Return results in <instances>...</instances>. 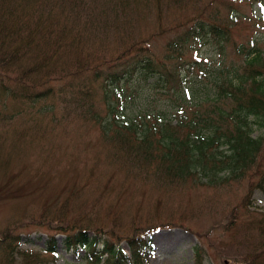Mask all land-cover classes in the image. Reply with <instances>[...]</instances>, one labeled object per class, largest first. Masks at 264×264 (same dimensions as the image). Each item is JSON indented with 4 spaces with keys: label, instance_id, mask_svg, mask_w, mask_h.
Returning <instances> with one entry per match:
<instances>
[{
    "label": "rangeland",
    "instance_id": "obj_1",
    "mask_svg": "<svg viewBox=\"0 0 264 264\" xmlns=\"http://www.w3.org/2000/svg\"><path fill=\"white\" fill-rule=\"evenodd\" d=\"M80 8L98 26L85 32L91 51L112 56L129 42L135 47L128 55L144 47L169 69H179L177 57H166L171 44L196 20L222 25L230 34L229 42L205 39L200 46L185 47L182 59L191 73L180 72L177 90H163L156 75L148 80L134 77L121 89L110 86L106 97L97 84L90 92L102 120L144 118L156 124L171 120L172 125L188 120L195 104L203 99L207 103L216 94V82L240 72L243 60L236 47L255 42L264 51V0H82ZM97 13L102 16L99 23ZM191 63L201 69L191 68ZM62 98L23 109L0 91V264H94L84 251L76 254L62 244V230L84 228L91 238L111 234L109 241L129 256L127 240L118 237L161 222L166 226L153 231L149 253L139 264H196L194 247L203 255L201 264H223L224 257L239 261L240 237L230 221L247 195L248 179L225 182L227 171L210 186L203 174L178 179L158 161L150 165L133 152L131 136L130 142L117 136L105 139L90 116L83 115L86 105L65 104ZM4 113L15 117L8 119ZM253 135L264 137V132ZM251 181L257 183L255 177ZM246 201L250 212L264 211L259 190ZM171 222L175 225H167ZM51 236L54 253L45 251ZM156 238L167 241L160 246ZM98 257L97 264L106 263L107 256Z\"/></svg>",
    "mask_w": 264,
    "mask_h": 264
},
{
    "label": "trees",
    "instance_id": "obj_2",
    "mask_svg": "<svg viewBox=\"0 0 264 264\" xmlns=\"http://www.w3.org/2000/svg\"><path fill=\"white\" fill-rule=\"evenodd\" d=\"M81 5L82 0H0L1 93L19 101L23 109L57 95L63 96L65 104L75 101L86 105L83 115L90 116L105 139L117 136L130 142L127 135L131 136L129 147L133 152L150 165L158 161L178 179L203 174L205 184L210 186L222 180L219 174L226 171L229 176L223 178L225 182L248 179L247 195L239 211L231 212L234 219L230 221L235 223L231 229L240 237L239 261L231 263V258L224 257L223 264H264V212H250L244 203L255 190L264 194V137L253 135L256 130L264 132V51L255 42L246 48L236 47L237 55L243 60L240 72L216 82V94L207 103L203 99L202 104H195L188 120L174 125L171 120L156 124L144 122V118L137 122L102 120L90 92L97 84L102 85L106 97L108 86L126 83L134 76L148 80L156 75L163 90H167L178 81L179 73L174 66L169 69L156 63L150 50L144 47L135 51V55H128L135 47L133 43L128 42L122 52L112 56L91 51L84 36L86 30L97 25L88 21ZM104 11L100 12L102 16L106 15ZM100 14H95L98 23ZM229 35L222 25L196 20L195 25L171 44L166 57L175 61L176 57H182L184 47L200 46L205 39L215 44L229 42ZM194 66L201 69L198 64ZM90 72L93 73L88 76ZM77 77L85 79L72 85L71 80ZM3 116L12 119L15 114ZM254 177L257 183L251 181ZM171 223L167 225H175ZM164 224L137 226L129 237H118V241L127 240L129 256L121 246L109 241L111 234L106 233L105 239L101 234L91 238L86 228L62 230V244L67 251L84 249L94 264L102 259L98 257L101 255L107 256L105 264H139L153 231ZM49 239L45 251L54 253V237ZM193 253L196 264H201V251L194 247Z\"/></svg>",
    "mask_w": 264,
    "mask_h": 264
},
{
    "label": "bare ground",
    "instance_id": "obj_3",
    "mask_svg": "<svg viewBox=\"0 0 264 264\" xmlns=\"http://www.w3.org/2000/svg\"><path fill=\"white\" fill-rule=\"evenodd\" d=\"M173 237V236H172ZM156 240L158 241V244L160 246H162V244H165L164 242H166L167 240H162L161 238H156Z\"/></svg>",
    "mask_w": 264,
    "mask_h": 264
}]
</instances>
